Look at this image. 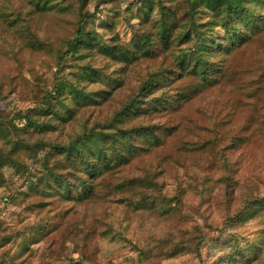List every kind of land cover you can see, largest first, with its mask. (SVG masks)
I'll return each mask as SVG.
<instances>
[{"label":"rangeland","instance_id":"1","mask_svg":"<svg viewBox=\"0 0 264 264\" xmlns=\"http://www.w3.org/2000/svg\"><path fill=\"white\" fill-rule=\"evenodd\" d=\"M153 1L145 21L142 0H86L84 5L79 0H0V264H264V208L252 205L233 223L227 221L264 195V122L259 118V113L264 117V0L240 1L245 8L232 7L229 23H224V0H192L199 29H210L224 42L225 30L242 36L228 42L227 50L206 54L212 62L209 84L176 66L179 56L193 49L192 41L177 38L189 15L186 0H180L183 11H175L178 23L170 43L155 40L147 54L140 52L141 33L155 30L150 19L158 16V3H173ZM77 26L97 44L125 48L130 60H110L94 46L82 48L78 60L66 54L58 70L57 53L66 51L65 39L75 36ZM88 62L99 73L93 88L102 98L96 107L77 105L58 130L46 135L14 130L25 124L15 113L39 100L36 84L51 89L55 77L74 81ZM158 67L168 69L159 88L185 89L186 95L132 115L135 123L157 122L151 136L157 141L138 135L136 153L94 179L68 167L63 148L85 132L107 127ZM153 89L148 97L158 94ZM213 127L221 133L218 145ZM241 137L238 148H231L229 139ZM83 143L91 146L87 137ZM219 146L240 158L232 165L228 203L222 202ZM157 170L150 186L126 184L128 176ZM54 173L72 186L81 178L92 189L80 196L75 188L67 196L56 195L53 220L43 225L47 208L41 201L45 189L54 192L48 187L55 184L46 181ZM197 224L200 260L186 248Z\"/></svg>","mask_w":264,"mask_h":264},{"label":"trees","instance_id":"2","mask_svg":"<svg viewBox=\"0 0 264 264\" xmlns=\"http://www.w3.org/2000/svg\"><path fill=\"white\" fill-rule=\"evenodd\" d=\"M79 1L83 5L86 2V0ZM240 1L242 2V0H224V2L222 0L223 4L227 5L224 12V23L230 22V11L232 7L238 6L240 8H245L240 4ZM142 2V4H144L142 8V12L144 14L143 20L148 21L147 18L151 13L154 1L142 0ZM181 5L180 0H173V3L168 6L158 3V16L153 20L150 19V22L154 25L155 30H149L148 32H145L146 30H144V32L141 33L143 38L139 45L141 53L147 54L150 51L153 41L155 40L158 44H162L163 46H167L170 43V40L174 37L172 31L178 23V16H176L175 11L178 13L181 9L183 11V7H179ZM186 5V11L189 15L185 19L184 23H182L181 27L183 28V31L177 35V38L180 42L192 41L193 49L187 56L184 54L180 55L178 61L176 62V66L182 68L186 67L187 70L191 71V73L198 75L200 83L203 81L209 84L212 82V79H209L207 74L210 70L212 62L209 61L206 54L208 52H213L215 49L227 50L230 46L228 45V42H232L233 39L240 41L242 36L236 33L232 35L231 32L229 33L228 30H225L224 38L226 41H218L216 37L208 33L210 29H199L200 25L197 24L195 16L191 11L193 8L192 0H186ZM65 45L66 51L64 53H57V67L61 65L63 57H65L66 54H70L73 59L78 60L80 59V50H82V48L89 49L94 46H98V50L104 52V55L109 56L110 60L116 59L127 63L131 58L129 51L120 46H116L114 43L111 45H105L102 43L101 45L93 42V39L89 36L88 32H83L78 26L76 27L75 36L67 37L65 39ZM92 65V63L88 62L79 67L75 80L70 81L69 83L63 82L61 78L55 77L51 89H42L36 84L35 88L39 93V100L35 101L32 106L18 110L15 113L16 116L25 119V124L21 128H14V130L22 131L25 135H28L30 131H32V133L38 132L39 134L42 133L46 135L48 131L58 130L60 123L68 120V116L74 112L77 105L90 102L94 107H96L102 96L99 95V88H93V84L96 83L99 73ZM58 70H60V67H58ZM167 70L168 69L165 67H158L150 73L148 77L139 85L136 93H134L120 107V109L117 110L111 119L108 120L106 123L107 127L103 128L101 131L91 130L89 132H85L82 137H80L81 140H77L63 148V154L69 162L68 167L78 172L80 170L84 174H87L89 178L94 179L103 169H109L119 162H126L129 156L134 155L137 149L134 139L138 135H143L146 142H151V140H154V142L157 141V136L151 138L154 133L153 131L158 127L157 122L148 124L135 123L131 121V117L132 115L142 112V110H146L150 107L153 109L156 106H159V109L164 108V102L173 101V99L174 101H178L185 98V89L172 90L170 87H167L166 90H164L159 88V83L161 82V78H163V73ZM154 87L159 89L158 94H156L154 98H151V96L148 97L152 94L151 91L154 90ZM256 92V89L251 91L252 94H255ZM254 108H256L258 113L261 111V108L258 107L257 103L254 104ZM139 114L142 115V113ZM259 118L264 122L262 113H259ZM0 127L3 128L1 122ZM213 132L215 139L213 142L218 145L220 140L217 138L221 135V133H216L214 127ZM86 137L89 138L91 146H86L83 143V139ZM230 140L231 139H229V142H232L230 147L233 148L237 146V142L242 143L241 140L243 139L241 137L239 139ZM236 148H238V146ZM227 151L228 150H226L225 147L219 146V158L222 159V177H220V183L223 188L222 194L225 198L222 201L223 203H228V200L232 196L233 192L234 182L232 175H234V171L232 169V165L237 166L240 162L239 157L233 158L232 152L228 153ZM157 172L158 170L153 173H145V175L136 174L134 176H128L126 184L127 186H131L133 188L140 185L150 186L152 183L151 179L155 177ZM46 181L47 184L50 185L53 182L55 186L48 187L50 190L54 191L52 193H49L47 189L44 191L46 194L43 195L41 205L47 208V216L44 223H42L43 225H47L49 221L53 220L54 213H51V209L56 203V195L67 196L70 194L71 189L75 188L77 189L76 195L80 196L90 193V190L92 189L90 182L81 178H78L77 185L72 186L62 174L54 173ZM255 198L256 197H254V199ZM140 205V202L134 204L135 208H139ZM252 205H255V208H258L259 206L264 208V195L259 197L255 203L249 204L238 213L228 216L227 221L233 223L235 218H238V216L242 213L251 211L254 208ZM224 208L226 209V207ZM201 237V227L197 224L190 231L187 238V240L189 239V243L186 245L187 251L196 253L199 260V243L201 242Z\"/></svg>","mask_w":264,"mask_h":264}]
</instances>
